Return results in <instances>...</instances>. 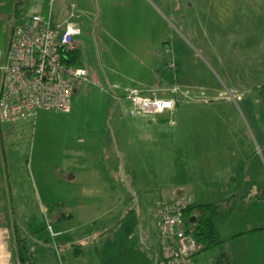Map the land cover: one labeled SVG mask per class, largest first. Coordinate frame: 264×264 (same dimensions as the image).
<instances>
[{"label":"rangeland","instance_id":"obj_1","mask_svg":"<svg viewBox=\"0 0 264 264\" xmlns=\"http://www.w3.org/2000/svg\"><path fill=\"white\" fill-rule=\"evenodd\" d=\"M31 1L53 23L71 3L79 5L81 64L98 83L77 85L71 112L42 110L2 131L10 181L29 203L14 221L7 208L28 243L60 264L75 249L76 232L107 229L112 233L102 242H86L88 255L91 245L111 242L127 256L141 246L142 264L163 262L160 205L187 196L223 204L217 226L226 243L204 252V264H217L222 252L228 264H264V229L252 231L264 228V0H125L127 23L109 15L105 0H27V6ZM13 18L0 0L2 64ZM174 85L181 109L158 116L160 125L139 126L149 147L138 159L142 170L131 172L124 141L130 131L113 122L122 115L117 104L131 90ZM121 186L128 200L118 194ZM51 225L63 235L52 238Z\"/></svg>","mask_w":264,"mask_h":264},{"label":"built area","instance_id":"obj_2","mask_svg":"<svg viewBox=\"0 0 264 264\" xmlns=\"http://www.w3.org/2000/svg\"><path fill=\"white\" fill-rule=\"evenodd\" d=\"M79 11L74 2L57 23L40 14L13 19L8 51L0 66V125L32 119L42 110L69 113L77 85L98 83L96 72L72 62L79 50L77 38L82 35L76 20ZM180 93L174 85L148 93L131 90L123 99L130 103L131 116L155 120L176 109L182 101ZM192 204L184 196L160 205L157 226L163 264H204L197 259L202 246L194 237L195 227L184 223Z\"/></svg>","mask_w":264,"mask_h":264},{"label":"crops","instance_id":"obj_3","mask_svg":"<svg viewBox=\"0 0 264 264\" xmlns=\"http://www.w3.org/2000/svg\"><path fill=\"white\" fill-rule=\"evenodd\" d=\"M5 3H8L13 12H14V18L18 19L25 16L33 15V14H40V10L38 7L31 3L27 6V0H4ZM105 3L108 4L109 8V15H113L115 13L118 14V18L122 20V22L127 23V17L124 15L127 11L126 9V1L125 0H105ZM17 12V14H16ZM16 14V15H15ZM122 14L124 17H121ZM41 15V14H40ZM16 16V17H15ZM42 16V15H41ZM44 17V16H43ZM13 18V19H14ZM46 18V17H45ZM124 19V20H123ZM136 23H138L136 21ZM2 62L0 63L1 66ZM171 75H168V78ZM155 89V88H152ZM148 89L146 92H150ZM77 92V89L75 90ZM130 103L124 99L123 101H120L117 104L118 110H120V115L118 118L113 119V122L115 126L123 127L124 131H130L128 133H125L126 135L124 136V141H125V148L127 151V156L130 158V168L131 172L134 171H141L142 169L138 168V166L142 163V161L138 160L139 158H143V151L146 150L149 146L146 145L148 137L147 134H143L141 127L144 126V128L148 125L149 121L153 123V125L157 124L160 125L158 122L154 123L155 120H147L146 118H141V116H131L129 114V105ZM181 109V103H179L176 107V109L172 112L168 113H173L177 112ZM175 112V113H176ZM119 113V112H118ZM166 113V114H168ZM165 115V114H164ZM144 119V120H143ZM26 120H22L16 123H6V124H1L0 125V148H1V153H0V264H48L49 262L46 261V256L47 251L42 248H33L28 241H30V237L27 235L24 236L22 231L13 223L15 216L14 214L16 211H20L21 208L20 206L29 204L27 203L28 201H25L24 197L20 196L19 193H16L14 191V184L11 183L10 181V172L13 169L9 166V164L6 162L5 159V141L4 137H2V131L4 128H19L21 127V123ZM135 126H141V127H136ZM135 128L136 132L135 134L132 133V129ZM163 139V136H161ZM155 140V138H153ZM159 137L157 136V141ZM151 147V146H150ZM153 148V147H151ZM105 152V151H104ZM116 152L113 150V159H115ZM104 168H108L109 172L111 171L110 166L107 164H104ZM114 170L117 169V165H113ZM133 169V170H132ZM106 185V184H102ZM102 189H107V185L103 186ZM110 190L116 189V186L108 187ZM253 189H256L254 187ZM119 193L122 195V197L126 200H128V196H126V190L123 186L119 188ZM115 193H112L111 191L107 192V196L110 198L114 195ZM131 196V194L129 193ZM129 196V197H130ZM164 200V199H163ZM175 200V199H173ZM171 200V201H173ZM194 201L197 202L196 199L193 198ZM204 203V202H201ZM7 206H10V212L12 216V221L10 220L9 216V210ZM18 206V207H14ZM124 216V215H123ZM122 216V217H123ZM74 217L73 214L69 216V218ZM66 218V216H63V219ZM16 220V219H15ZM52 227V225H51ZM54 230V228H53ZM50 231V229H49ZM111 230L104 229L100 232H93L87 234L85 232L78 233L76 232L75 237H79L77 239H72V243L75 249L70 251L69 253H66L61 256V260L59 261L60 264H142L143 261H147L146 254L143 252V248L139 246L138 248H135V251L127 256L126 253L124 254V251L122 248L115 246L113 243L109 242L108 240L106 243L109 244H104V245H99L97 246L96 244L94 245H89L90 246V252L91 256L88 255L86 252V248L88 244L86 242H93L94 240L99 243V239L102 242L103 236H108L111 235L112 232ZM54 232L57 234L55 236L50 234V236L54 239L59 238L63 235V232L61 231H55ZM156 239L158 242V246L160 247V251L162 254V259H163V253L162 249L159 243V235L156 233ZM18 241L20 243L18 244ZM112 241V240H111ZM72 243H70L71 247ZM77 243V244H76ZM48 248V247H46ZM152 251H154V247L152 248ZM38 252H40L38 255H36ZM227 253V252H226ZM42 254V255H41ZM145 256H144V255ZM223 254V252L221 253ZM23 255V256H22ZM36 255V257H34ZM124 257H123V256ZM43 256V257H42ZM206 254L204 252L200 253L197 257L198 260L203 262V257H205ZM59 257V256H58ZM56 258V256H55ZM37 259V261H36ZM52 264V263H49ZM53 264H58V263H53ZM155 264H163V262H158ZM218 264V262H217Z\"/></svg>","mask_w":264,"mask_h":264},{"label":"trees","instance_id":"obj_4","mask_svg":"<svg viewBox=\"0 0 264 264\" xmlns=\"http://www.w3.org/2000/svg\"><path fill=\"white\" fill-rule=\"evenodd\" d=\"M17 14V12H16ZM22 18V16H21ZM81 51L80 49L74 53L72 62L76 65H81ZM259 195V194H257ZM223 210V204L217 203H201L194 201L190 208L186 211L184 223L188 226L195 227L194 237L202 246V252H210L222 248L226 243L222 233L217 226V220ZM264 228L254 229L257 231ZM20 241H18V244ZM23 256V255H22ZM227 253L224 252L218 264H228Z\"/></svg>","mask_w":264,"mask_h":264},{"label":"bare ground","instance_id":"obj_5","mask_svg":"<svg viewBox=\"0 0 264 264\" xmlns=\"http://www.w3.org/2000/svg\"><path fill=\"white\" fill-rule=\"evenodd\" d=\"M16 15V14H15ZM18 15V14H17ZM16 17V16H15Z\"/></svg>","mask_w":264,"mask_h":264}]
</instances>
